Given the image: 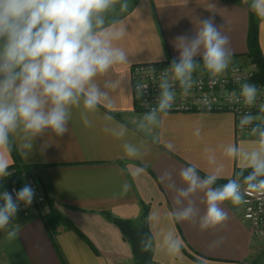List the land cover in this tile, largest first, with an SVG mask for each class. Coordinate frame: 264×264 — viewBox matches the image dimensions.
Wrapping results in <instances>:
<instances>
[{"label": "crops", "instance_id": "crops-1", "mask_svg": "<svg viewBox=\"0 0 264 264\" xmlns=\"http://www.w3.org/2000/svg\"><path fill=\"white\" fill-rule=\"evenodd\" d=\"M210 16L229 37L232 58L250 62V10L245 0H120L104 14L105 27L123 29L114 45L127 61L98 77L105 93L102 104L94 113L73 108L64 136L45 134L36 138L31 150L22 151L18 140L11 152V167L17 161L31 166L51 208L64 220L47 226V215H17L9 229L0 230V264H134L132 245L105 212L138 220L145 207L155 264H247L255 235L243 218V203L224 202L227 222L200 231L205 193L180 196L187 188L180 172L193 166L200 179L216 175L213 188L244 181L238 173L248 167L225 150L232 144L251 149L258 136L239 133L230 112H157V122L149 124L143 120L149 112L137 107L133 95L132 66L178 58L175 38L195 36L201 20ZM259 44L264 57L260 18ZM196 61L202 65L200 56ZM126 147L135 155H126ZM189 202L197 209L195 219L176 220L172 213ZM167 233L182 239L179 253L167 251Z\"/></svg>", "mask_w": 264, "mask_h": 264}, {"label": "clouds", "instance_id": "clouds-1", "mask_svg": "<svg viewBox=\"0 0 264 264\" xmlns=\"http://www.w3.org/2000/svg\"><path fill=\"white\" fill-rule=\"evenodd\" d=\"M117 3L120 0H0V178L11 175V152L18 140L22 151L31 150L36 138L45 134L62 137L69 131L73 108L94 113L102 104L105 93L98 77L127 61L125 52L114 45L123 37V29L105 27L104 14ZM245 4L264 20V0H245ZM126 7V2L121 3L122 10ZM174 43L179 55L171 62V79L179 83L185 95L193 86V72L200 66L197 56L213 78L212 83L232 65L229 37L222 34L211 16L201 20L195 36L182 34ZM160 87L157 108L143 117L149 124L156 123L157 112L170 109L175 98L173 85L167 79L161 81ZM259 92L256 84L245 81L240 83L238 95L250 107ZM260 111L264 113V105ZM255 120L264 122V116L246 115L240 123L243 127ZM252 133H258L254 147L243 149L232 144L225 153L242 159L245 167L251 168L245 177L249 192L264 195V129L257 125ZM125 151L128 156L135 155L130 147ZM180 177L187 184L180 196L205 193L206 212L199 220L200 231L226 223L228 213L221 205L226 201L239 205L248 194L241 192L236 180L213 188L217 176L200 179L193 166L183 169ZM35 196L30 183L14 193L0 191V230L9 229L21 204L31 206ZM172 215L178 221H191L197 209L189 202ZM9 235H15V231ZM163 243L172 254L179 253L183 246L182 239L171 233L165 234ZM142 248L147 251L149 245L143 244Z\"/></svg>", "mask_w": 264, "mask_h": 264}, {"label": "built area", "instance_id": "built-area-1", "mask_svg": "<svg viewBox=\"0 0 264 264\" xmlns=\"http://www.w3.org/2000/svg\"><path fill=\"white\" fill-rule=\"evenodd\" d=\"M168 62H146L135 64L131 68V78L134 100L137 107L143 111H152L157 108L161 94V81L167 79L173 85L175 98L171 108L166 112H230L236 118V126L239 133L252 132V128L260 125L264 129V122L253 121L252 124L241 126V119L246 115L264 116L261 113V105H264V84L254 81L258 72L256 63H247L232 58L229 70L212 83V77L203 68L197 67L193 72V86L185 95L178 82L171 79L170 65ZM254 83L260 89L256 103L246 106L239 97V85L241 82ZM258 136V133L256 134ZM12 173V170H9ZM3 179V178H0ZM241 192L244 195L243 218L248 222L252 233L257 239H264V195L250 193L244 181H238ZM30 183L36 190V196L31 206L25 208L21 204L17 215L29 217L37 212L40 216H46L51 209L44 186L38 176L32 171H23L18 182L10 185L2 191L13 192L19 190L24 184ZM2 204V201H0Z\"/></svg>", "mask_w": 264, "mask_h": 264}, {"label": "trees", "instance_id": "trees-1", "mask_svg": "<svg viewBox=\"0 0 264 264\" xmlns=\"http://www.w3.org/2000/svg\"><path fill=\"white\" fill-rule=\"evenodd\" d=\"M248 45L249 51L246 56L258 66V72L254 77V81L264 84V57L259 44V18L251 11ZM9 170H12L11 175L0 179V191L18 182L20 174L23 171L32 170V167L17 161ZM250 172L251 168L241 169L239 170L238 175L245 182V177H247ZM145 209L147 208H144V212L138 220L117 218L110 212H105L106 216L112 219L120 227L124 237L132 245L134 264H155L152 249L153 234L150 230L147 219V210ZM44 219L47 226L54 225L56 221L64 220L62 214L54 207L50 209V212ZM143 244L149 245V250H144L142 248Z\"/></svg>", "mask_w": 264, "mask_h": 264}, {"label": "rangeland", "instance_id": "rangeland-1", "mask_svg": "<svg viewBox=\"0 0 264 264\" xmlns=\"http://www.w3.org/2000/svg\"><path fill=\"white\" fill-rule=\"evenodd\" d=\"M246 260L247 264H264V239L255 236V244Z\"/></svg>", "mask_w": 264, "mask_h": 264}]
</instances>
